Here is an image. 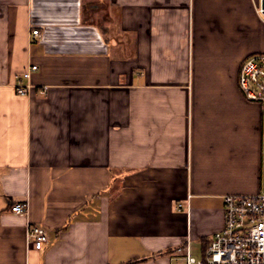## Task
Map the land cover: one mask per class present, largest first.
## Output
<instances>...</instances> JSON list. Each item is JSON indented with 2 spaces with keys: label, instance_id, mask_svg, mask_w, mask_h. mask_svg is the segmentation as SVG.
I'll return each instance as SVG.
<instances>
[{
  "label": "crops",
  "instance_id": "crops-1",
  "mask_svg": "<svg viewBox=\"0 0 264 264\" xmlns=\"http://www.w3.org/2000/svg\"><path fill=\"white\" fill-rule=\"evenodd\" d=\"M261 1L0 0V264H173L187 239L207 247L224 196L264 183V108L238 83L264 53Z\"/></svg>",
  "mask_w": 264,
  "mask_h": 264
},
{
  "label": "built area",
  "instance_id": "built-area-1",
  "mask_svg": "<svg viewBox=\"0 0 264 264\" xmlns=\"http://www.w3.org/2000/svg\"><path fill=\"white\" fill-rule=\"evenodd\" d=\"M34 37H41L39 28L32 30ZM38 68H30L17 74V78H30ZM238 83L249 100L261 103L264 108V53L247 56L240 65ZM17 91L26 95L32 88L30 84L17 83ZM47 87L40 89L46 92ZM183 204H179L178 208ZM15 213H26V202H15L11 205ZM225 224L215 232L207 247L198 255L190 239L176 248L178 254L171 256L173 264H179L180 257L184 264H264V183L260 191L252 194H226L224 196ZM27 241L36 249H42L49 241L47 229L38 224L28 223Z\"/></svg>",
  "mask_w": 264,
  "mask_h": 264
},
{
  "label": "water",
  "instance_id": "water-1",
  "mask_svg": "<svg viewBox=\"0 0 264 264\" xmlns=\"http://www.w3.org/2000/svg\"><path fill=\"white\" fill-rule=\"evenodd\" d=\"M261 10H262V13L264 14V0L261 1Z\"/></svg>",
  "mask_w": 264,
  "mask_h": 264
},
{
  "label": "rangeland",
  "instance_id": "rangeland-1",
  "mask_svg": "<svg viewBox=\"0 0 264 264\" xmlns=\"http://www.w3.org/2000/svg\"><path fill=\"white\" fill-rule=\"evenodd\" d=\"M197 255H198V251L197 252H195ZM200 253V252H199Z\"/></svg>",
  "mask_w": 264,
  "mask_h": 264
}]
</instances>
